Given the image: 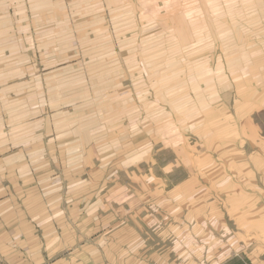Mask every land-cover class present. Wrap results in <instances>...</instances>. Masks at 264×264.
Wrapping results in <instances>:
<instances>
[{
    "label": "crops",
    "instance_id": "1",
    "mask_svg": "<svg viewBox=\"0 0 264 264\" xmlns=\"http://www.w3.org/2000/svg\"><path fill=\"white\" fill-rule=\"evenodd\" d=\"M85 1L92 0H13L16 8L10 9L8 0H0V264H153L147 260V250L150 258L153 254L146 219L156 217L154 206L168 210L162 203L182 197L180 189L171 192L167 181L153 176L157 153L176 145L183 158L185 153L194 156L200 138L216 135L214 110L219 103L227 105V98L218 100V94L264 88V0H178L172 39L182 61L176 71L183 79L165 77L155 98L160 112L152 113L155 101L147 97L149 92L135 93L128 102L140 104L143 110L114 114L112 125L104 121L74 131L54 129L59 139L42 148L37 118L45 84L40 75H26L25 62L18 60L30 56V48L24 47L37 41L40 53L59 58L79 52L86 57L115 56L122 40L137 41V34L122 37L137 29L131 19L121 25L122 17L131 18L132 0H106L102 8ZM123 3L128 7L122 8ZM143 4L146 16L154 5ZM159 4L164 10L168 7L163 0ZM93 27L94 32L89 29ZM163 31L168 28L159 35L169 40V33ZM77 41L83 47L78 51ZM30 67L38 72L34 65ZM169 67L163 63L149 71L170 73ZM73 70L62 71L66 76ZM59 78L55 73L47 80L48 104L57 103L52 90ZM86 81H78V86ZM59 97L58 104L78 102ZM96 117L100 119L98 113ZM15 119L27 125L6 132ZM137 121L145 122L144 126L139 128ZM207 121L210 126L202 130ZM125 124L128 128L121 129ZM45 151L55 152V158L42 161L39 153ZM263 157L264 152L256 163L247 164L264 168ZM163 164L159 169L169 168ZM177 165L185 167L184 162ZM259 175L263 177L264 170ZM125 207L129 209L122 216Z\"/></svg>",
    "mask_w": 264,
    "mask_h": 264
},
{
    "label": "rangeland",
    "instance_id": "2",
    "mask_svg": "<svg viewBox=\"0 0 264 264\" xmlns=\"http://www.w3.org/2000/svg\"><path fill=\"white\" fill-rule=\"evenodd\" d=\"M177 1L163 0L164 4L168 2V7L164 10L159 4L161 0H132L134 5L131 18H128L129 15L122 17L121 25L131 19L132 23L137 22V29L133 34L126 31L122 37L126 39L137 34V41L122 40L121 49L117 50L118 55L115 56L86 57L79 52L76 56L59 58L49 56L47 51L41 50L40 53L36 48L37 41L24 47L30 48V56L19 57L18 60L25 62L26 75L30 78L33 73L35 76L40 75L45 84L40 92L42 104L38 108L40 117L37 118L42 133V148L47 147L50 140L59 139L54 134V129L74 131L87 124L92 126L104 121L112 125L114 114L118 116L119 112H122V115L123 112L137 113L143 110L140 104L132 106L128 102V96L135 93L149 92L147 97L155 101L152 102V113L160 112V108H155L159 107L155 98H159V88L163 86L165 77L172 80L181 76L183 79L182 73L176 71L177 65L182 61L177 58V41L172 39L177 28ZM104 2L107 4L106 0L84 3L102 8ZM143 2H152L154 5L153 8H148L146 16L142 15L146 12ZM8 3L10 9L16 8L13 0H8ZM123 4L122 8L128 7V3ZM205 9L202 4V10ZM166 13L168 16L164 15ZM106 20L110 18L107 16ZM81 24L86 26L85 23ZM99 27L102 28V25ZM108 27L112 28L110 25ZM156 27H159L158 31H149L150 28ZM160 28H168V31L163 32L169 33V40L160 36ZM89 29L92 31L95 27ZM74 45L77 51L83 48L80 41L74 42ZM90 45L93 46V40ZM115 45L119 47V43ZM163 63H169V68H172L170 73L149 71L150 67ZM32 65L38 72H33L31 67L28 69ZM65 68L74 69V74L65 76L62 71ZM55 73L61 76L57 79V88L52 90L58 96L57 103L48 104L47 80ZM82 80H88V84L78 86V81ZM70 83H74L72 88L65 87ZM145 87L148 90H144ZM31 89V86H26V91ZM59 94H62L64 101L72 99L78 102L58 104ZM221 97L227 98V105L219 103L214 110L217 118L213 121V127L216 129L217 138L216 135L212 138H200V146L194 156L185 153L186 157L183 158L176 145L172 147L173 150L168 149L169 152L156 155L158 164L152 170L153 176L167 181L168 190L171 192L180 189L182 197L162 203L163 206L167 205L168 210H162L159 205L154 206L153 216L156 214V217L152 220L148 217L146 219L145 226L150 228L147 237L153 254L150 258V252L147 250V260H152L153 264H164L166 260L167 264H264V175H259L264 168L260 164L258 168L247 164L256 163V159H261L264 152V88L239 89L234 90L232 94L230 91H222L218 94V100ZM32 98L31 96L27 100ZM144 98L146 96L142 99ZM97 113L101 120L96 117ZM28 114L32 115L31 109ZM25 116L20 115L21 118ZM144 123L136 122L139 128L144 126ZM202 124V130L210 126L208 121ZM24 125H27V122H24ZM24 125L15 119L11 125L5 127V131L11 132L12 129ZM120 128L126 129L128 124ZM56 152H60L59 149ZM39 156L42 161H48L49 158L53 160L55 152H40ZM178 162H184L185 167H177ZM162 163L169 168L159 169ZM125 208L122 209L125 210L122 216H125L129 209ZM125 219L121 217L122 221ZM137 253H140L139 250ZM139 255L141 258V253Z\"/></svg>",
    "mask_w": 264,
    "mask_h": 264
}]
</instances>
